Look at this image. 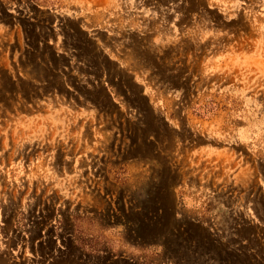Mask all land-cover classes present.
I'll return each instance as SVG.
<instances>
[{
	"label": "rangeland",
	"instance_id": "obj_1",
	"mask_svg": "<svg viewBox=\"0 0 264 264\" xmlns=\"http://www.w3.org/2000/svg\"><path fill=\"white\" fill-rule=\"evenodd\" d=\"M0 264H264V0H0Z\"/></svg>",
	"mask_w": 264,
	"mask_h": 264
}]
</instances>
